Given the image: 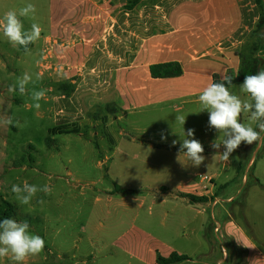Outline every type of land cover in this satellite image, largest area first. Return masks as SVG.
<instances>
[{"label": "crops", "instance_id": "0c3cea01", "mask_svg": "<svg viewBox=\"0 0 264 264\" xmlns=\"http://www.w3.org/2000/svg\"><path fill=\"white\" fill-rule=\"evenodd\" d=\"M126 2L50 0L49 34L42 36L45 45L43 69L48 73L47 79L54 73V85L59 90L53 97V129L75 128V134L92 139L99 155L107 154L106 150L117 149L116 138L120 136L130 142H141L139 145L143 148L139 151L146 156L155 155L154 162L157 156L166 157L165 160L169 161L167 165L154 164L153 161L148 164L152 169L142 172V180L147 182L144 187L133 189L131 185L127 188L116 186L115 189L96 192L104 194L109 205L117 202L125 211L130 210L132 202L136 203L133 219L129 223L117 224V227L127 226L119 229L109 248L115 254L127 257L128 264H156L159 257H169L173 253L193 259V240L199 244L209 243V250L205 254L209 261L205 264H224L228 259L231 262L234 260L227 249L231 242L246 251L245 264H264V251L243 229L233 221L217 219V213L223 211V208H218L222 205L220 201L217 204L213 202L214 198L219 199L221 187L217 182L220 175L212 176L214 187L209 193H204L198 174L193 173L197 167H193L183 153H179L183 138L180 124H177V128H180L177 132L170 125H165V131H170L165 134L164 129L161 132L153 128L155 120L152 119L157 117L170 124L172 119H167L170 114L175 116L180 113L189 115L194 122L201 117L209 119L207 111L196 113L201 108L198 97L203 89L210 83L221 82L225 75L233 78L232 84L235 86L231 90L239 89L242 83L235 80L240 59L235 50L245 42L259 21L256 0H162L149 6L150 25L145 29L137 26L136 19L146 6L130 14L124 11ZM128 16L131 17L129 22H134L131 24L134 27L129 26L126 20ZM128 27L129 30L134 29L133 33L132 30L129 32L134 36L129 42ZM164 64H179L182 75L153 78L150 68ZM51 70L54 72L50 73ZM68 83L74 86V92L69 97L65 93ZM50 90L54 88L50 86ZM153 113L156 116L149 115ZM146 114L152 118L139 117ZM132 117H136L135 120H131ZM116 120L125 125L131 122L137 130L141 124H145V130L143 128L141 134L133 137L120 127L119 136L116 137L115 132L110 130ZM147 126L151 130L149 138L144 137L143 133ZM193 129L196 139L204 147L203 155L211 162L213 155L210 152H217L211 144L220 133L210 128L208 121L205 125L196 122ZM162 135L167 139L162 140ZM176 135L179 139H174ZM105 140L109 147H100V142ZM174 140L177 141L175 145L172 143ZM262 147L242 143L237 153L242 154V148H250L255 156ZM223 150L221 146L219 151ZM217 156L220 157V154ZM106 160H109L108 157ZM205 164L208 165V162ZM252 165L253 159L247 168ZM98 166L101 170L102 163H98ZM108 171L109 167L107 173L103 172V176L95 179L79 171H67L65 176L59 174V180H70L73 186L85 181L89 185L104 186ZM137 190H141L139 195ZM144 190L150 193L142 192ZM181 195L204 197L208 201L192 204ZM157 198L161 199L163 216H172L173 235L181 238L177 234L180 228L192 230L193 237H185L189 243L188 249L178 247L176 238L167 240L155 235L151 231V222L143 220L144 207L148 202L155 205ZM194 211L196 216L192 215ZM208 212L209 216H206ZM148 216H154L151 207ZM202 217H209V220H202ZM208 221L211 225L206 236ZM218 241L219 251L216 252ZM83 264L88 263L85 261ZM93 264L99 263L93 261Z\"/></svg>", "mask_w": 264, "mask_h": 264}, {"label": "rangeland", "instance_id": "374dc122", "mask_svg": "<svg viewBox=\"0 0 264 264\" xmlns=\"http://www.w3.org/2000/svg\"><path fill=\"white\" fill-rule=\"evenodd\" d=\"M28 3L36 6V13L34 17H20L25 30H30L32 23H37L42 28L41 38L34 43V47L29 52L23 53L22 47H12L0 33V206L3 200L12 204L15 209L12 219L28 221L30 231L45 240L44 250L37 256L29 257L26 264H83L85 261L88 264H93V261L99 264H128L127 257L115 254L108 245L115 239L119 229L127 226L117 227V224L129 223L133 219L136 203L132 202L130 210L125 211L117 202L109 205L106 196L96 192L102 189H115L116 186L127 188L131 185L133 189H138L146 185L147 182L142 180V172L152 169L148 164L155 160L153 158L156 156H146L141 153L139 151L142 147L139 145L141 142H130L118 135L121 127L131 136L136 137L141 134L143 128L145 130V124H141L140 129L137 130L131 122L125 125L124 122L120 123L116 120L110 130L115 132L116 137L119 136L116 138L118 148L106 150L107 154L103 155L97 153L96 144L91 138H83L75 133L59 134L58 129H53V97L59 93V90L58 86L54 85L55 75L52 73L54 70L50 71L52 74L47 79L48 73L43 69L45 45L42 39V36L46 37L49 34L50 0H0V18L10 10L18 13L19 9ZM149 15L150 8L146 6L136 19L137 26L143 29L149 28ZM126 18L131 27L134 22H129L131 17ZM130 30L133 33L134 29ZM130 30L128 27V42L134 39L133 34L129 33ZM24 73L33 75L34 80L36 75L40 79L35 80V84L30 83L27 86L28 92L25 95H21L18 89L9 91L10 86L15 85ZM50 86L54 88L53 91L50 90ZM33 87L37 90L40 88L46 90V98L39 102L41 105L39 109L32 106L30 94ZM231 91L242 95L239 89ZM149 115L156 116L154 113ZM149 115L139 117L152 118ZM176 115L184 114H175L174 117L170 114L167 118L172 119L170 124L153 117L152 119L155 120L153 128L160 129L161 132L164 129L166 134L170 131H165V125H170L173 131L177 132L180 128H177L179 123L176 122ZM184 116L186 117L183 125L185 133L188 129H193L196 122L205 125L209 120L201 117L194 122L193 119L190 120L189 115ZM8 118L13 120V124L4 123ZM135 118L132 117L131 120ZM16 121H19L23 127L15 126ZM246 121L247 117L243 116V122ZM147 128L143 133L144 137L149 138L151 130L148 126ZM180 134L183 135V131ZM194 138L196 139V132ZM174 139H179V136H174ZM100 143V147H109L106 140ZM252 151L253 149L250 148L240 149L242 154H238L237 150L234 151L229 164L217 156L219 153L210 152L213 155L212 161L209 162L205 156L208 165L204 162L194 169L193 173L198 174V181L199 176L220 175L217 183L218 187H221L218 197L222 205L218 208H223V211L217 213L218 221H233L264 251V146L255 156ZM85 152L87 154L82 155ZM106 157L109 160H106ZM157 158V161H153L154 164L167 165L169 162L165 160L166 157L157 156ZM251 159L253 165L247 168ZM98 163H102L101 170L98 169ZM108 167L109 176L104 186L89 185L87 181L73 186L70 180L69 182L59 180V174L65 176L67 171H79L95 179L100 175L103 176V172L107 173ZM25 181L41 187L48 185L51 190L47 194L38 192L29 205H22L16 201L11 187L13 184L22 185ZM149 183L148 185H151ZM140 191L137 190L136 193L139 195ZM142 192L150 193L145 190ZM166 198L169 200L168 196ZM160 202L161 199L157 198L155 205L151 202L146 204L142 211L143 220L151 222V231L155 235L167 240L176 238L178 247L188 249L189 243L185 237L186 235L193 237L192 230L180 228L177 234L181 238L173 235L172 216H163ZM149 207L154 214L152 217L148 216ZM192 215L196 216V212L194 211ZM206 216H209V212ZM204 218L206 217H202V220ZM206 219L209 220V217ZM210 225L211 222L208 221L206 236ZM219 242L216 252L219 251ZM228 248L230 249L229 245ZM191 249L194 253L192 259L194 262L205 264L209 261V258L205 257L209 243L199 244L192 240ZM0 264H15V262L4 257L0 258Z\"/></svg>", "mask_w": 264, "mask_h": 264}, {"label": "clouds", "instance_id": "9594fccd", "mask_svg": "<svg viewBox=\"0 0 264 264\" xmlns=\"http://www.w3.org/2000/svg\"><path fill=\"white\" fill-rule=\"evenodd\" d=\"M36 6L32 3L19 9V12L10 10L0 18V33L7 39L12 47H23L25 52L29 51L28 46L41 38L42 28L37 23H32L30 30H25L20 17H34ZM257 57H264V53L257 52ZM40 77L36 75L35 80ZM33 75L24 73L18 78L15 85L10 86L9 91L18 89L21 95L28 92V85L35 84ZM233 78L223 76L221 82L208 84L199 95L198 99L201 105L200 113L207 111L209 113L208 125L220 133L211 147L220 154V159L229 162L231 154L236 151L242 143L247 145L255 144L257 148L264 146V68L255 74L246 75L243 83L239 86L242 95L234 94L231 88ZM31 100L33 107L39 109L40 101L46 98V90L35 87L31 90ZM246 116L247 121L241 122V116ZM178 122L183 129L186 122L184 115H176ZM6 124H13V120L8 118L4 121ZM255 125V127H254ZM15 126L23 127L19 121ZM257 128L259 130H257ZM194 129H188L180 143L179 153L190 161L193 167H200L206 157L203 155L204 147L202 143L194 138ZM222 137V139H220ZM162 140L167 137L162 135ZM219 140V142H218ZM173 145L177 141L172 142ZM223 146V151L219 149ZM180 156V155H179ZM178 156V157H179ZM48 185L37 186L25 181L22 185L13 184L12 193L15 199L22 205H29L38 192L49 193ZM45 247V240L38 234L30 231L28 221H17L12 218H5L0 221V258L8 257L15 264H26L29 257L39 255Z\"/></svg>", "mask_w": 264, "mask_h": 264}, {"label": "trees", "instance_id": "16d2710c", "mask_svg": "<svg viewBox=\"0 0 264 264\" xmlns=\"http://www.w3.org/2000/svg\"><path fill=\"white\" fill-rule=\"evenodd\" d=\"M162 0H127L124 6V11L126 13H136L142 7L156 5ZM256 4L259 8L260 18L256 24L255 29L249 34L245 42L235 50L236 56L240 59V68L238 76L235 81L238 83H243L246 75H251L257 73L259 70L264 68L263 57H257L256 53L259 51L262 53L264 51V0H256ZM30 44L28 48H31ZM22 51L25 52L22 47ZM151 76L153 78H171L178 77L182 75V68L179 64H164L156 65L150 68ZM66 96L69 97L74 92V86L71 83L65 85ZM60 134H73L77 133L75 128L62 127L58 128ZM119 189V188H118ZM117 189V190H118ZM126 192V190H121ZM183 198L188 199L192 204L205 203L207 198H198L191 195H181ZM14 207L9 202L3 200L0 206V221L5 218H12L14 216ZM230 246V257L234 258L233 262L229 259L224 262V264H245V254L246 251L238 247L236 244L231 242L228 243ZM156 264H199L194 262L185 255H179L177 253L171 254L169 257H159Z\"/></svg>", "mask_w": 264, "mask_h": 264}, {"label": "built area", "instance_id": "2783aa9c", "mask_svg": "<svg viewBox=\"0 0 264 264\" xmlns=\"http://www.w3.org/2000/svg\"><path fill=\"white\" fill-rule=\"evenodd\" d=\"M199 182L200 185L202 186V191L204 193H209L211 188L214 187V178L212 176H199ZM220 200L218 198H214L213 202L214 204H217Z\"/></svg>", "mask_w": 264, "mask_h": 264}]
</instances>
